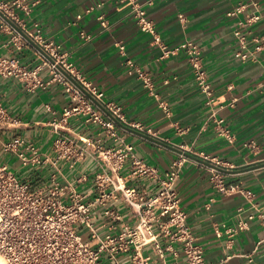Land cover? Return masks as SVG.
<instances>
[{
	"label": "crops",
	"instance_id": "obj_1",
	"mask_svg": "<svg viewBox=\"0 0 264 264\" xmlns=\"http://www.w3.org/2000/svg\"><path fill=\"white\" fill-rule=\"evenodd\" d=\"M0 1L8 3L15 24L6 17L0 22V55H16L36 67L45 60L36 35L60 45L66 60L104 92V102L118 107V119L124 125L115 121L118 129L134 144L140 158L163 172L174 159L186 158L177 188L207 259L217 264H264V225L248 217L264 212V43L248 60L238 56V39L233 34L236 17L227 13L239 0H138L168 47L188 40L202 47L214 97L211 104L195 79L187 47L165 54L155 34L141 29L128 1L20 0L21 5L15 0ZM257 1L263 16L255 31L264 35V0ZM17 35L26 43L22 47L12 41ZM140 71L150 75L152 86L144 83ZM50 73L46 66L42 76L49 79ZM84 94L104 117H111ZM0 101L18 121L0 128V161L34 186L50 183L53 167H23L16 150L5 145L25 137L55 158L57 134L52 122L75 103L71 93L58 82L31 92L21 81L0 75ZM89 116H72L64 127V133L83 146V138L105 134ZM215 118H222V125ZM223 128L229 136L221 132ZM252 140L256 149L248 145ZM104 142L111 144L112 140L104 136ZM61 166L69 178L87 177L79 186L83 192L92 189L101 170L90 152L74 168L67 163ZM130 168L129 160L121 172L128 174ZM218 171L228 187L236 186L232 194L219 188L214 177ZM130 184L149 193L156 190L146 178L130 179ZM110 205L125 215L116 229L134 219L127 205ZM242 219L248 220L249 228L234 235L226 232ZM145 250L152 252L150 247ZM178 260H184L183 253Z\"/></svg>",
	"mask_w": 264,
	"mask_h": 264
},
{
	"label": "built area",
	"instance_id": "obj_2",
	"mask_svg": "<svg viewBox=\"0 0 264 264\" xmlns=\"http://www.w3.org/2000/svg\"><path fill=\"white\" fill-rule=\"evenodd\" d=\"M123 1L132 5L141 29L155 34V40L161 44L165 54L187 47L195 79L206 94L207 103L211 104L214 97L203 64L202 47L192 40L168 47L156 34L154 22L144 5L138 0ZM14 3L21 5L20 0ZM8 10V3L0 1V22L4 17L1 11L12 18ZM227 14L236 17L233 34L238 39V56L248 60L263 48L264 35L255 31L263 16L260 3L257 0H239ZM85 37L89 38V35ZM34 40L54 61L44 54L43 63L30 67L16 55H0V75L21 81L31 92L58 82L71 93L75 103L65 107L62 116L52 122L57 134L55 158L25 137L19 136L5 145L7 149L16 150L23 167L49 165L55 169L50 173V183L34 186L21 179L8 163L0 161V255L6 264H153V261L159 264H217L207 259L204 247L197 242L177 188L186 158L174 159L164 172L140 158L135 153L134 144L119 131L115 120L104 117L92 101L86 100L83 89L63 69L120 119L118 107L112 102H104V92L74 63L66 60L60 45L40 35H36ZM12 41L18 47L26 44L18 35ZM46 66L51 71L49 79L42 76ZM139 73L144 83L152 86L150 75ZM81 113L89 114V119L99 123L104 136L109 137L112 143H105L104 136H87L83 138L86 143L83 146L66 135L64 127L70 117ZM215 121L222 125L223 119L215 118ZM17 122L0 101V128L11 127ZM221 132L230 134L225 128ZM248 145L254 149L258 147L253 140ZM89 152L98 160L101 170L94 177L92 189L83 192L79 186L87 177L69 178L61 163L74 168ZM129 160L130 171L123 174L121 170ZM214 177L222 191L227 194L235 191L236 186L228 187L219 171ZM134 178L148 179L156 190L151 193L140 190L130 184V179ZM111 202L127 205L134 214V219L124 223L121 229H116V223L123 221L125 215L115 205L111 206ZM248 217L258 218L264 225V212L251 213ZM247 228L248 220L242 219L238 226L228 227L226 232L234 235L239 229ZM217 233L221 234V231L218 229ZM147 247L151 248V253L146 252ZM181 253L184 254L183 261L178 260Z\"/></svg>",
	"mask_w": 264,
	"mask_h": 264
},
{
	"label": "water",
	"instance_id": "obj_3",
	"mask_svg": "<svg viewBox=\"0 0 264 264\" xmlns=\"http://www.w3.org/2000/svg\"><path fill=\"white\" fill-rule=\"evenodd\" d=\"M1 14L4 16V17H6L9 21H11L13 24H14V22L11 20V18L10 17H8L7 15H5V13H3L2 11H1ZM15 25V24H14ZM17 28L21 31V32H23L24 34H25V32L21 29V28H19L18 26H17ZM31 41H33V42H35L30 36H28L27 34H25ZM40 49L43 51V53L47 56V57H49L51 60H53L54 61V59L51 57V56H49L48 55V53H46L45 51H44V49L43 48H41L40 47ZM63 71L79 86V87H81L82 89H83V91L85 92V93H87L96 103H98L104 110H106V111H108L106 108H105V106L102 104V103H100L99 101H97L94 97H93V95H91L72 75H70L67 71H65L64 69H63ZM109 112V111H108ZM110 115H111V117L118 123V124H120V125H122V126H124L122 123H121V121L116 117V116H114L112 113H109Z\"/></svg>",
	"mask_w": 264,
	"mask_h": 264
},
{
	"label": "bare ground",
	"instance_id": "obj_4",
	"mask_svg": "<svg viewBox=\"0 0 264 264\" xmlns=\"http://www.w3.org/2000/svg\"><path fill=\"white\" fill-rule=\"evenodd\" d=\"M0 264H6L4 258L0 255Z\"/></svg>",
	"mask_w": 264,
	"mask_h": 264
}]
</instances>
